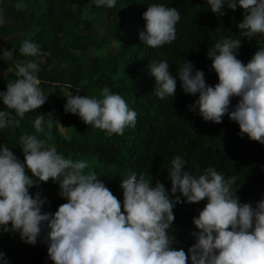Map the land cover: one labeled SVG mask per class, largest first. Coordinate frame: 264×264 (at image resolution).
Masks as SVG:
<instances>
[{
    "label": "clouds",
    "instance_id": "1",
    "mask_svg": "<svg viewBox=\"0 0 264 264\" xmlns=\"http://www.w3.org/2000/svg\"><path fill=\"white\" fill-rule=\"evenodd\" d=\"M116 0H95L97 8L115 7ZM213 14L222 9L244 10L238 23L239 35L251 40L264 35V0H206ZM145 28L139 34L143 44L155 49L176 39V25L180 20L177 8L152 4L143 13ZM4 22L0 15V24ZM241 39L226 38L207 52L212 69L218 77L209 86L205 74L195 70L191 62H183L176 75L170 72L167 61L149 64L155 78L154 94L161 100L176 97L177 79L186 95L199 98L191 111L199 110L205 122L220 124L225 115L239 125L244 135L264 145V47H259L245 64L237 58ZM13 52L3 50V57L11 59ZM25 57L43 55L39 46L25 39L19 49ZM14 82L0 92V100L7 110H0V129L19 127L26 113L40 109L48 95L39 87V64L35 60L16 62ZM102 98L81 96L79 92L67 96L65 112L77 115L94 129L107 136L123 135L134 127L137 113L119 94L107 87ZM233 98L238 103L229 111ZM47 117L52 128V113L34 120L37 132H44ZM51 136V132H48ZM24 160L21 161L7 145H0V232L19 233L21 239L35 245L43 236L48 258L53 264H264V198L255 207L241 203L232 186L237 177L225 179L209 167L199 177L184 171L186 161L173 158L168 178V190L159 180L130 174L122 179L123 202L110 191L95 173L85 174V161H74L59 154L55 147H45L36 135L20 138ZM49 181L59 184L61 204L55 213L45 212L48 204L39 188ZM180 193V195H176ZM183 198V199H182ZM186 200L189 204L207 201L198 217L193 218L197 231L191 233L195 243L188 249L177 250L175 236L168 230L175 220L173 209ZM10 225V227H9ZM0 264H7L0 251Z\"/></svg>",
    "mask_w": 264,
    "mask_h": 264
},
{
    "label": "trees",
    "instance_id": "2",
    "mask_svg": "<svg viewBox=\"0 0 264 264\" xmlns=\"http://www.w3.org/2000/svg\"><path fill=\"white\" fill-rule=\"evenodd\" d=\"M152 4L174 7L180 13L176 39L155 49L139 39L145 28L143 13ZM210 10L206 0H116L113 8H97L95 0H0L4 20L0 24V54L5 49L14 53L11 59L0 55V92L17 79L16 62L35 60L39 64V86L53 90L61 113L57 121L48 104L26 113L19 127L0 129V145H7L23 161L20 138L36 135L45 147H55L65 158L85 161V174L95 173L121 203L122 179L133 173L152 178L153 186L159 180L175 200L168 170L173 158L180 156L186 161L184 171L194 177L209 167L225 179L237 177L233 194L237 192L241 203L255 207L264 198V145L247 135L241 138L239 125L228 115L220 124L205 122L198 108L189 109L198 94L186 95L179 79L176 97L161 100L154 94L156 81L150 74L151 63L167 61L170 72L176 75L184 61L191 62L194 72L203 71L207 85L215 86L218 77L207 56L215 43L226 38L241 39L237 58L245 64L259 47H264V35L250 41L239 35L237 25L243 21V9L232 11L225 6L222 16ZM87 11L92 18L87 17ZM25 39L36 43L43 55L21 56L19 49ZM105 87L121 95L137 113L135 126L126 128L122 136L109 137L85 125L77 115L65 112L67 96L79 92L81 96L102 98L100 93ZM237 103L238 98H233L229 111ZM0 110H7L2 100ZM49 113L54 120L52 128L49 130L45 117L44 132H37L34 120ZM59 128L71 129V135L64 137ZM36 192L48 201L45 212L55 213L67 202L59 195V184L52 181L30 189L31 194ZM206 203L189 204L185 200L175 205V220L168 233L175 236L173 247L177 250L183 248L187 253L195 243L191 236L197 231L193 218ZM0 251L7 264H53L43 236L32 245L24 242L18 232H0Z\"/></svg>",
    "mask_w": 264,
    "mask_h": 264
},
{
    "label": "rangeland",
    "instance_id": "3",
    "mask_svg": "<svg viewBox=\"0 0 264 264\" xmlns=\"http://www.w3.org/2000/svg\"><path fill=\"white\" fill-rule=\"evenodd\" d=\"M87 17L88 18H92L93 14L87 11ZM101 34L102 33L100 32V35ZM40 88L45 93V95H48V100H47V102L45 104H48L51 107L52 111L54 112V114L56 116V120L58 121L61 118V113H60L59 108H58V106L56 104V98H55L53 90H51V89H43L42 87H40ZM59 132L64 137H68V136L71 135L72 130L71 129L59 128Z\"/></svg>",
    "mask_w": 264,
    "mask_h": 264
}]
</instances>
